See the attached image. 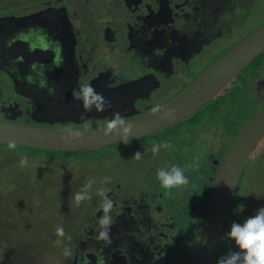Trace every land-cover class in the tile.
Wrapping results in <instances>:
<instances>
[{"label":"flooded vegetation","instance_id":"af4514ba","mask_svg":"<svg viewBox=\"0 0 264 264\" xmlns=\"http://www.w3.org/2000/svg\"><path fill=\"white\" fill-rule=\"evenodd\" d=\"M255 1L0 0V120L52 129L88 122L95 125L86 129L105 127L113 115L80 123L35 119L41 110L48 112L47 106L42 107L49 97L52 101L53 93H65L62 99L68 102L62 105H80L72 93L84 84L103 97L117 88L121 96L134 99L130 112H119L127 122L148 117L156 105L162 107L175 99L223 54L264 24L223 42L235 25L248 20L243 21L242 14L251 11ZM263 65L264 51L201 107L167 126L97 150L66 151L71 152L67 156L95 157L102 152L106 155L108 150L105 158L116 151L110 168L103 170L106 163L101 166L97 160L90 164L111 178L104 185L97 183L96 188L105 189L114 202V223L111 241H98L103 198L98 196L100 203L96 196L77 224L71 221V257L63 256L56 264H189L222 159L240 130L264 107ZM239 103L246 106L241 116L234 111ZM50 106L53 108L52 103ZM56 111L63 110L56 107ZM219 138L227 141L219 144ZM162 141L170 142L176 152L165 155L169 164L163 160L157 165L165 149L158 155L150 149L154 142ZM132 143L134 146L123 148ZM137 151L142 153L140 160L132 158ZM143 162L146 166L155 163L156 169L138 176L128 173L127 166ZM122 164L117 174L109 172ZM172 165L185 169L187 186L161 187L157 171ZM240 180L211 264H216L217 252L232 224ZM33 264L46 262L39 259Z\"/></svg>","mask_w":264,"mask_h":264},{"label":"rangeland","instance_id":"374dc122","mask_svg":"<svg viewBox=\"0 0 264 264\" xmlns=\"http://www.w3.org/2000/svg\"><path fill=\"white\" fill-rule=\"evenodd\" d=\"M101 1L97 0V2ZM239 1L248 2V0ZM250 10L242 14L243 21L248 20L243 25L242 23L235 25L232 33L227 35L223 42L227 39L232 41L233 35L236 36L239 33L243 35L245 30L252 27L258 28L264 22H260V19L264 18V0H256ZM217 19L222 20L220 15H217ZM261 71H264V65ZM245 72H241V75L244 76ZM234 111L237 116H241L246 112V106L239 103L237 111L236 108ZM238 122L242 124L244 121ZM87 124L95 125L89 122ZM56 127L67 130L86 129L84 124L57 125ZM176 131L179 138H182L179 129ZM223 141L224 138L218 139L219 144ZM226 141L227 139L223 144ZM129 146L134 144H126L123 148ZM189 146L188 142L186 148L188 149ZM165 151L157 165L163 160L169 164L165 161L167 159L165 155L176 152L173 148ZM108 153L107 150L106 155L102 152L99 156L93 155L95 157L72 154L67 156V153L48 156L43 152L33 151L32 148L19 146L10 148L9 145L0 144V264L29 262L33 264L39 259H43L46 264L59 263V258L64 256L62 254L64 249L66 247L72 249L67 238L74 231V228L71 230V221L74 220L76 225L81 213L91 206L96 196L101 203L96 195V186L97 183L104 185L105 183L101 181L109 176H105L101 169L92 168L90 164L97 160L101 166L106 163L103 170L110 168V163L116 159V151L105 158ZM22 157L28 159L25 167L20 166ZM102 158L105 160H101ZM149 161H152V158H149ZM146 165L143 162L137 166H127L128 173L138 176L148 170L156 169L155 163ZM122 166L123 164L120 168H111L109 172L112 175L117 174L122 170ZM243 172L238 187L239 197L236 195L235 198L237 206L235 211H232V216L234 213L232 223H243L245 219L255 215L259 208L264 207V140L252 153ZM191 174H195L194 170H191ZM89 179L95 180L91 189L92 198L77 206L74 203V195L87 184ZM241 206H243L242 210ZM57 226L63 227L65 237L56 235ZM230 226L231 223L227 232L230 231ZM237 250L234 241L225 237L221 251L217 252L216 262L229 251Z\"/></svg>","mask_w":264,"mask_h":264},{"label":"water","instance_id":"95a60500","mask_svg":"<svg viewBox=\"0 0 264 264\" xmlns=\"http://www.w3.org/2000/svg\"><path fill=\"white\" fill-rule=\"evenodd\" d=\"M264 51V24L252 34L241 40L212 64L203 74L195 79L175 99L161 107V111L134 122L128 139L147 134L171 124L192 111L201 107L217 92H219L240 70L252 59ZM120 88V87H118ZM109 91V92H108ZM103 93L105 100L111 108L104 112L94 109L86 113V119L113 115L119 112H130L135 101L129 96L120 95V90L115 88ZM54 92V91H53ZM124 92V91H123ZM65 93L52 94L54 97L47 106V111L35 117L40 122H66L80 123L81 113L84 111L82 103L62 105ZM68 102V101H66ZM50 103L53 104L51 108ZM56 107L59 113L56 111ZM70 107V108H69ZM41 108V107H40ZM39 108V109H40ZM63 108V109H62ZM67 108V109H64ZM58 118V119H57ZM72 130L81 132L82 135L66 143L62 135L66 130L34 126L0 120V144L14 143L19 147H27L46 151H71L84 152L97 150L109 144L122 141L119 135L104 136L102 129ZM264 138V107L260 108L254 117L240 130L234 138L220 164L216 175L212 193L205 213L203 225L196 239L189 264H211L219 235L223 229L229 213L235 191L237 189L244 165L253 149Z\"/></svg>","mask_w":264,"mask_h":264},{"label":"clouds","instance_id":"9594fccd","mask_svg":"<svg viewBox=\"0 0 264 264\" xmlns=\"http://www.w3.org/2000/svg\"><path fill=\"white\" fill-rule=\"evenodd\" d=\"M73 98L82 103L84 111L80 115L81 120H86V113L91 112L93 109L98 112H104L111 108V104L105 100L101 93L96 92L94 87L89 84H84L79 89H73ZM153 113L161 111V107L156 105L152 109ZM86 128H90V124H85ZM103 135L108 137L110 135L121 137L122 141H128L131 133V125L128 124L126 119L120 113H114L106 126L102 129ZM81 132L66 130L62 135V139L66 143H71L72 140L79 138ZM10 148H15L14 143L9 144ZM173 145L168 141L159 143L154 142L150 151L153 155H158L161 149L170 150ZM133 159L140 160L142 153L137 151ZM28 164L27 157H22L20 166L25 167ZM157 178L160 181L162 188L171 190L173 188H180L187 186L189 180L185 175V169L172 165L168 169L161 168L157 171ZM110 177H105L101 183L110 182ZM95 180L89 179L87 184L74 195V203L79 206L86 200H91V189ZM96 195L103 198L101 204L102 215L98 220L99 233L97 235L98 241H111V228L114 220L111 215L114 207V202L107 196L105 189L100 188L97 190ZM243 206H241V210ZM56 235L58 237H65V231L62 226H57ZM226 237L234 241L237 251H229L226 255L221 256L216 264H264V207L259 208L256 214L248 217L243 223L233 222L230 226V231L226 233ZM71 240V237H67ZM65 257H71L72 252L69 248H65L63 253Z\"/></svg>","mask_w":264,"mask_h":264},{"label":"trees","instance_id":"16d2710c","mask_svg":"<svg viewBox=\"0 0 264 264\" xmlns=\"http://www.w3.org/2000/svg\"><path fill=\"white\" fill-rule=\"evenodd\" d=\"M259 58H260V57L256 58V61L259 60ZM256 61H255V62H256ZM255 62H254V63H255ZM30 149H31V148H30ZM32 150H33V151L43 152L44 154H46V155H48V156L57 155V154H59V153H71V152H61V151H60V152H59V151H44V150L42 151V150H36V149H32ZM241 179H242V177H241ZM240 182H241V180H240Z\"/></svg>","mask_w":264,"mask_h":264}]
</instances>
